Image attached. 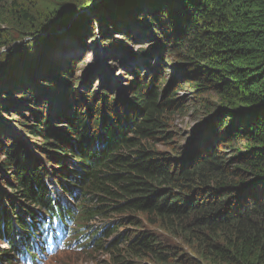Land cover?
Here are the masks:
<instances>
[{"label":"trees","instance_id":"1","mask_svg":"<svg viewBox=\"0 0 264 264\" xmlns=\"http://www.w3.org/2000/svg\"><path fill=\"white\" fill-rule=\"evenodd\" d=\"M77 1L29 16L19 0H0V52L7 48L0 53V112L9 106L30 113L34 124L20 135L40 139L32 156L0 123V138L8 140L2 171L13 177L8 193L0 187V262L18 264L31 254L43 213L45 220L75 216L84 223L75 232L100 220L90 242L113 264H264V0H104L93 7L97 0ZM88 7L67 29L82 48L97 39L111 56L124 51L126 43L103 34L118 19L155 42L136 55L140 65L132 67L137 76L128 99L108 98L103 90L83 94L88 78L68 94L67 75L49 62L57 18ZM10 16L21 40L31 39L14 48L3 30ZM169 45L178 69L161 93L164 78L145 56ZM148 72L152 85L159 81L155 88ZM176 92L202 108L200 122H209L189 150L171 130L186 111ZM72 94L82 96L76 107L65 97ZM47 100L60 109L46 110ZM117 215L157 232L135 228L132 236ZM111 235L113 243L104 246Z\"/></svg>","mask_w":264,"mask_h":264},{"label":"rangeland","instance_id":"2","mask_svg":"<svg viewBox=\"0 0 264 264\" xmlns=\"http://www.w3.org/2000/svg\"><path fill=\"white\" fill-rule=\"evenodd\" d=\"M70 1L74 3H79L77 0ZM59 2L67 3V0H19L20 7L25 10L29 16H41L42 14L46 13L47 9L51 8L52 5L58 7ZM85 13H87V11ZM127 24L128 22H123L118 19L113 31L109 28H105L106 33L103 34L107 35L108 39H106V41L112 39L119 41L121 44L126 43L125 50L119 51L116 54H113V56L109 55L108 51L99 47V45L96 43L97 39L95 41L94 39H90L94 37V34H91L84 39L85 41L87 39H90L88 42H86L85 48H82L80 42H78L72 35L67 33V29L69 27L61 35H59V37L55 41V45L51 49V52L48 53V56L49 62L53 66H57L58 68L62 69V71L67 75L65 77V80H67L64 86L65 92L71 93V91H69L70 87L71 89L78 91L79 89H81L82 82L84 81V79L88 78L89 83L87 82V86L85 88L86 90L81 89V92L83 94H98L100 93V90H103V94L106 95L108 98L114 96V98L116 97L118 101H120L121 99H128L130 97V87L134 82L135 76H137L135 73L132 72H136L135 70H132V67L136 64L140 65V63L136 62V58L138 59L140 56L136 55L142 51L145 52L149 50V48L152 46H155V42L151 40L150 34L141 35V31H138L137 26L130 27L128 26L129 24ZM3 30L10 34V36L12 37V48L20 46V44L24 41L26 42L28 40H31L30 38L21 40V37H19V34L17 33L19 32V29L15 23L14 16H10V19L7 21V24L4 26ZM159 39L162 38H158V40ZM170 46L171 45H169L168 48H165V50L161 52H158V48L156 47L153 51H151V54L149 55L151 56V59H149L148 56H145L147 59L146 64L149 65V68L153 69V71L156 67L158 68V75L156 73L155 76H157V78H164L165 85L158 88V91H160L161 93H163V91L170 86V84L172 83V79L176 77L175 73L178 69V66H174V63L177 62V57L169 52ZM127 50L130 51L131 55L126 54ZM6 51L7 48L4 47L0 53H4ZM137 69L139 70V68ZM42 70L43 67L38 69L40 73L42 72ZM148 73L149 80L151 81L152 85V80L154 77L152 78L151 76L153 74H151L150 72ZM141 74H144V72H141ZM157 78H155V81L153 82V88L158 86L159 81ZM38 85H40V83H38ZM174 90H176V88H174ZM65 97L70 100H74V102L71 104L72 107H76L75 105H78L82 100V96H79V98L77 96H74L73 94ZM177 97L180 99H184V110L186 111L184 116H177L171 121V130L175 128V130L173 131L179 134V139H181V149L183 150L185 147L188 146L190 142H193L194 144L197 142L198 138L193 136L192 130L193 128H196V126L200 122L198 117V111L202 110V108L190 102V97L186 98L187 94L179 92L177 93ZM45 104L46 110H52L51 107L55 105L59 106V104L50 103L49 100H47ZM9 109V106H6L3 109L4 112H0V123H3V127L7 128L8 131L18 137L21 143L26 146L28 152H30L31 150V154L33 156L36 151L34 150V148H32V146L37 145V142H39L40 139L35 141L33 138H28V140H26L24 135H20L22 133L25 134V132L27 131V126L34 124L32 122V118L29 116L30 113H26L25 110L21 109ZM119 110L123 109L120 108ZM193 110L197 111L193 113ZM19 124H25L26 127H22ZM1 133L2 132L0 131V135ZM7 142L8 140H6L4 137L0 138V178L3 177L4 173L7 174L9 178V181L3 180L2 184H0V187L4 190L7 189V187L13 183V177L8 173V171L3 172V166H1V164L4 162L3 154L5 147L8 144ZM158 150L161 152L166 151L164 147H158ZM10 179L12 182L10 181ZM6 192L8 193V189L6 190ZM29 210L31 211V209ZM115 217H117L116 221L117 223H119V226L124 225L126 228H128L127 230L132 236L135 234L137 229H139L141 232H157L156 230L149 228L146 222H141V225L139 226L138 223H135L134 219V226H132L131 224H129V222L123 219V216L117 215ZM101 224L102 222L100 220H95L90 225V229H86L84 233L89 237H92L99 230V228L102 227ZM105 240L106 241L104 242V246H106L110 242L113 243L114 237L111 235L108 239ZM168 244L177 247L182 246L179 242L174 240L169 241ZM0 248H5V245L0 243ZM97 250L98 249L95 248H88L85 249L83 252H75L73 249H70L61 253H56L52 257L47 258L45 264H113L110 256L105 255L104 252H100L99 250ZM119 264L152 263L146 260L143 263L135 261L132 262L130 259H127V261Z\"/></svg>","mask_w":264,"mask_h":264},{"label":"water","instance_id":"3","mask_svg":"<svg viewBox=\"0 0 264 264\" xmlns=\"http://www.w3.org/2000/svg\"><path fill=\"white\" fill-rule=\"evenodd\" d=\"M100 1H104V0H97L95 1V3L91 4V7H93L95 4H97L98 2ZM96 6V5H95ZM91 7H88L87 9H83L82 11H79V12H74L70 17H68L69 15L67 16H61L60 18H57V22L53 25V32L50 33L51 36H56V37H59V35H61L72 23V21H74L78 15L80 14H83L85 13L86 11H88ZM209 122H200L199 125L196 126V128H193L192 130V134L193 136L197 137L198 138V135L200 134V132L202 131V129L204 127L207 126ZM193 142H190L188 144V146L186 147V150L189 148L191 149V147L193 146ZM191 146V147H190ZM188 149V150H189ZM185 155V154H183ZM185 156H182V159L184 158ZM180 160H177L176 162H179Z\"/></svg>","mask_w":264,"mask_h":264},{"label":"bare ground","instance_id":"4","mask_svg":"<svg viewBox=\"0 0 264 264\" xmlns=\"http://www.w3.org/2000/svg\"><path fill=\"white\" fill-rule=\"evenodd\" d=\"M123 112V111H122ZM124 115V114H123ZM124 117H126L125 115H124ZM73 166V162L71 161L70 162V168ZM69 171H70V169H69ZM48 176H52V174H48ZM65 181H69L68 179H65ZM34 212H35V209L34 208H32V210L30 211V214H32L33 213V215H34ZM67 215H70V214H67ZM43 216H44V214L43 213H39L38 214V217H39V220L37 221V222H35L36 224H35V228L37 229L36 230V232H38V230H41V227L43 228V226H44V224H43V222H42V218H43ZM25 222L27 221V220H24ZM79 232H81V230H79ZM54 237V236H53ZM55 238V237H54ZM5 245V244H4ZM32 247H33V249H34V251L36 252V253H40L41 252V245L38 243V241H37V239L34 237V238H32ZM88 248H90V247H87L86 249H88ZM35 261H37V260H35L34 259V262ZM2 263H4L3 261H1L0 262V264H2ZM6 264H11V262L9 263H6ZM82 264V263H81Z\"/></svg>","mask_w":264,"mask_h":264}]
</instances>
